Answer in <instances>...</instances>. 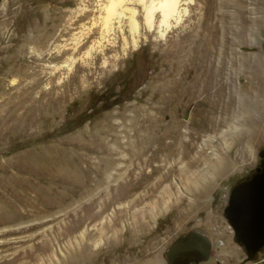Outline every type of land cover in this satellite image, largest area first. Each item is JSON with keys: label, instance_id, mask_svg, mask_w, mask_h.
I'll list each match as a JSON object with an SVG mask.
<instances>
[{"label": "rangeland", "instance_id": "rangeland-1", "mask_svg": "<svg viewBox=\"0 0 264 264\" xmlns=\"http://www.w3.org/2000/svg\"><path fill=\"white\" fill-rule=\"evenodd\" d=\"M80 1L0 0V246H6L0 263L167 264L166 252L191 232L207 235L213 244L204 264L244 263L247 255L235 243L224 211L232 189L256 169L264 150V0H181L168 27L157 12L151 29L143 6L129 5L138 12L137 32L127 18L120 28L114 23L106 31L97 12L87 46L76 49L74 39L84 40L88 32L74 28L44 48L42 26L56 24L50 12L76 11ZM194 61L217 62L216 67L226 62L228 69L234 62L232 79L225 81L237 94L235 106L246 103L241 94L249 91L258 107L247 115L235 108L237 130L214 127L226 109L211 114L210 102L188 100L183 85L176 93H163L160 86L166 83L160 77L171 63ZM161 94L172 99L162 100ZM176 132L180 156L165 163L163 153L147 169L165 166L162 174L157 170L147 186L131 191L107 189L115 179L116 187L126 184L129 162L146 139L157 143L162 133ZM195 134L201 137L197 148L184 160L181 152ZM242 146L251 153L234 163ZM214 163L225 171L195 204L211 182ZM169 168L173 172L162 182ZM189 172L198 177L199 189L184 181ZM150 186L158 189L144 199ZM192 204L196 211L191 212ZM247 264H264V252Z\"/></svg>", "mask_w": 264, "mask_h": 264}, {"label": "bare ground", "instance_id": "bare-ground-1", "mask_svg": "<svg viewBox=\"0 0 264 264\" xmlns=\"http://www.w3.org/2000/svg\"><path fill=\"white\" fill-rule=\"evenodd\" d=\"M180 1L181 0H160V1H157V0H95L94 2L96 3L94 5V2L92 3V0H82L80 1L81 3V7H79L78 10L76 11H73V10H68V11H62V12H59L57 9L56 10H53L52 12H50L49 14V18H51L52 20L54 19L56 24L53 26H49V22L46 21L44 22L43 26H42V30L43 31L42 33L44 34L43 35V41H41V44L43 45V47H47L48 45H52V43H50V40L54 39L55 37V41H59V39L61 37H67V36H70V34L72 33V31L74 30V28H79L82 30V32H88L86 33L87 36L84 37V40H81V39H74V46L79 49L81 48H84L85 46H87V43L89 42L90 43V40L92 38V35H91V27H94L95 23H92L94 20H93V17L95 16V14L97 12H99V14L102 15L101 17V21H102V26L103 28L106 30V31H109V30H112V26L114 23H116L119 28L121 27L122 23H123V20L124 18H127L129 23H130V26H131V29L132 31L134 32H137L138 30V24H137V14L138 12L136 11L137 9H135L134 7L133 8H128L127 6L129 5H142L143 8H144V12H145V19H146V23L148 24V27L151 29L153 27L152 23L154 22V15L159 12L161 14V17H162V24L165 25L166 27H168L169 25V20L175 16L178 15V11H179V4H180ZM195 0H186L187 3H193ZM55 9V7H54ZM51 10V9H50ZM128 13V14H127ZM128 15V16H127ZM45 17V16H44ZM47 19V18H45ZM42 21V20H41ZM45 21V20H44ZM50 21V20H49ZM87 21H89V27H88V23H86ZM53 23V22H52ZM252 23V22H251ZM41 25V24H40ZM39 25V26H40ZM101 25V24H100ZM225 25V24H224ZM38 26V28H39ZM101 26V27H102ZM222 26V25H221ZM37 27V26H36ZM41 27V26H40ZM225 28V27H224ZM219 29V28H218ZM33 31H35L33 29ZM103 31V30H101ZM58 32L57 35L53 36L52 38H50L52 35L56 34ZM39 33V32H38ZM41 33V32H40ZM82 33V34H83ZM34 35V33H32ZM36 34V33H35ZM104 34V33H103ZM42 35V34H39V36ZM135 35V34H134ZM15 36V34H14ZM163 36V35H162ZM35 37V35H34ZM38 38V37H37ZM13 40V38H12ZM16 40V39H15ZM31 40V39H30ZM34 40V39H33ZM15 42V41H13ZM53 42V41H52ZM84 42V43H83ZM10 43V42H9ZM34 43V42H32ZM50 43V44H49ZM98 43V42H97ZM96 43V44H97ZM111 44V43H110ZM99 45V44H98ZM103 45V44H102ZM13 46H15L13 44ZM11 47V46H10ZM43 48V50H44ZM100 48V47H99ZM2 49V48H1ZM0 49V50H1ZM3 50V49H2ZM1 50V51H2ZM6 50V49H5ZM11 50V49H10ZM9 50V51H10ZM62 50V49H61ZM56 51V53L58 52V56L61 54L62 51ZM97 50V49H96ZM4 51V50H3ZM1 52L4 54V52ZM8 51V52H9ZM64 51V50H63ZM203 51V50H201ZM65 52V51H64ZM63 52V54H65ZM102 52V51H101ZM90 54V53H89ZM102 54V53H101ZM56 55V56H57ZM62 55V54H61ZM105 55V54H104ZM55 56V55H54ZM198 56V55H197ZM62 57V56H61ZM56 58V57H55ZM4 60V59H3ZM8 61V60H7ZM171 63V62H170ZM216 63L217 62H175V63H171V66L170 68L167 70V75L165 78H161L160 76V80L161 79H164V84L163 86H160V87H163L161 88L163 93L166 92V91H169L171 93H176V89L179 87V85H183V88H184V93L186 94V97L188 100H197L199 97L202 98L201 101L199 102H203V101H206V102H210L209 104L210 105V110H211V114H212V111H215L217 109L220 108V110H224L226 109L224 116L226 114V117H221L219 120H217L216 122H214V124L212 123V125L214 127H222V126H225V125H230V128L233 129H236L235 128V124H233V114H234V110L235 108L237 109V107L235 106V102L234 100L236 99V96L237 94H235L232 90V82H226L225 80L228 78V79H232V76L235 72V65H234V62H231V67L228 69L226 68V62H218V66L216 67ZM247 64V62H244ZM260 68V67H259ZM255 69V68H254ZM257 69V68H256ZM255 69V71H256ZM100 71V70H99ZM251 71V70H249ZM259 71V70H258ZM93 72V71H92ZM91 72V74H92ZM230 74L228 75L227 74ZM95 73V72H94ZM164 74V73H163ZM257 74V73H256ZM93 75V74H92ZM165 75V74H164ZM177 75H180V79L178 81H175L174 79L176 78ZM253 77V76H252ZM226 78V79H225ZM178 79V78H177ZM176 79V80H177ZM229 86V88H228ZM180 87V88H181ZM160 90V89H159ZM179 90V89H178ZM159 92V91H158ZM162 93V92H161ZM254 94V93H253ZM162 96V100H165L167 101L168 100V95H164V94H161ZM164 95V96H163ZM241 95H245L244 97H246L247 101L246 103L243 105V103H239V109L240 111L242 112V114L244 115H247V113L249 112H254V110L258 109V107L252 103V101L250 100L251 99V95L252 93H250L248 91V93H244V94H241ZM256 95V94H255ZM254 96V95H253ZM260 96V95H259ZM167 97V98H166ZM239 98V97H238ZM243 97H241L242 99ZM258 98V97H257ZM167 99V100H166ZM169 99H172L171 96ZM225 99L227 101H225ZM255 99V97H254ZM187 100V102H188ZM244 100V98H243ZM258 100H261L260 98ZM169 101V100H168ZM197 101V102H198ZM193 102V101H192ZM196 102V101H195ZM196 102V103H197ZM240 102V101H239ZM243 102V101H241ZM260 102V101H259ZM258 102V103H259ZM223 103V104H222ZM256 103V102H255ZM262 103V102H261ZM261 105V104H260ZM259 106V105H258ZM260 107V106H259ZM263 108V107H262ZM261 108V109H262ZM204 110V109H203ZM209 110V109H208ZM260 110V109H259ZM237 111V110H236ZM263 110H261L260 112H262ZM136 112V111H134ZM148 112V110H147ZM207 112V111H206ZM221 112V111H220ZM258 112V113H260ZM204 113V112H203ZM209 113V112H207ZM124 114V113H123ZM144 114V113H143ZM214 114V112H213ZM237 114V113H236ZM239 114V113H238ZM254 114V113H253ZM261 114V113H260ZM119 115V114H118ZM141 115V114H140ZM145 115V114H144ZM143 115V117H144ZM208 114H204L205 117H207ZM222 115V114H221ZM220 115V116H221ZM235 115V114H234ZM240 115V114H239ZM238 115V116H239ZM250 115V114H249ZM123 116V115H122ZM121 116V118H122ZM147 116V115H146ZM150 116V115H149ZM148 116V117H149ZM210 116V115H209ZM208 116V118H209ZM213 116V115H212ZM116 117V116H115ZM142 118V116H140ZM147 117V119H148ZM214 117H217L216 115ZM113 118V116H112ZM236 118V117H235ZM247 118V117H246ZM253 118V117H251ZM140 119V118H139ZM240 121L241 120V117L239 118ZM245 119V118H244ZM137 120V119H136ZM145 120V119H144ZM158 120V119H157ZM156 120V121H157ZM160 120V118H159ZM211 120V119H210ZM216 120V119H214ZM249 120V119H247ZM253 120H255V118H253ZM142 120H140L139 122H141ZM152 121V120H151ZM155 121V122H156ZM212 121V120H211ZM238 121V120H237ZM250 121V120H249ZM248 121V122H249ZM148 122V121H147ZM152 123V124H157V123ZM159 122V121H158ZM161 122V120H160ZM243 122V121H242ZM252 123V122H249V124ZM35 124V123H33ZM141 124V123H140ZM150 124V122H149ZM159 124V123H158ZM211 124V123H210ZM243 124H247V123H244ZM242 124V125H243ZM31 125V124H30ZM138 125V124H137ZM142 125V124H141ZM140 125V126H141ZM170 125V124H169ZM240 125V126H242ZM144 126V125H143ZM147 126V125H146ZM155 126V125H154ZM246 126V125H245ZM250 126V125H249ZM136 127V125H135ZM134 127L135 131L137 130L136 128ZM142 127V126H141ZM153 127V126H152ZM213 127V128H214ZM145 128V126L143 127ZM151 128V127H150ZM149 128V129H150ZM171 128V127H170ZM205 128V127H204ZM211 128V126H210ZM139 129V127H138ZM148 129V128H147ZM152 129V128H151ZM159 129V128H158ZM163 129V128H162ZM161 129V130H162ZM215 129V128H214ZM141 130V129H140ZM175 130V129H174ZM219 130V128L217 129ZM248 129L245 128V127H241V131L242 132H246ZM146 131V130H144ZM143 131V132H144ZM150 131V130H149ZM150 133V132H149ZM164 133V132H163ZM162 133V135H163ZM192 133V132H190ZM139 134V133H137ZM193 134V133H192ZM136 135V134H135ZM144 135H145V132H144ZM160 136L156 139L157 143L155 142V140H153V142L149 141L146 139L147 143L145 142L144 143V146L142 147V149L140 150L139 154L136 156V158L133 160V161H130V166L128 167V171H127V177L125 176L124 178H126V184L122 185V186H119L116 187L115 185H113V183L116 181L113 180L111 181L108 185H107V189L110 191H114L116 190V192H121V191H131L133 189H137V188H141L142 185H146L148 184L147 182L150 181L153 176L155 175V172L158 170L159 172H161L160 170H164V167L165 166H158V168H152L150 171H147V169L151 166H153L154 162L157 161V159L159 160V158H162V156H164L165 154L163 153H166V157L163 159V161L165 163H168L167 161L170 160L171 157L174 158L175 155L178 154V150L177 149H180L179 147L176 148L177 146V142L180 141V138H181V133L179 132H176V133H168V134H165L163 136ZM200 135V134H199ZM199 135H193V138L191 140H189V142L186 144L188 145V148L184 149L182 151L181 149V154L183 155L182 158H186L187 156H189L190 152L193 151V148L196 147L197 148V145H196V142L198 141V137ZM101 136V135H100ZM149 136V134H148ZM190 136V135H189ZM112 137V136H111ZM115 137V136H114ZM167 137L171 140L169 143L167 144H164L163 141L165 139H167ZM191 137V136H190ZM116 138V137H115ZM201 138V137H199ZM97 139V138H96ZM140 139V138H139ZM142 139V137H141ZM241 139V138H240ZM94 140V139H93ZM98 140V139H97ZM145 140V138H144ZM152 140V139H150ZM251 140V139H250ZM249 140V141H250ZM139 141V140H138ZM149 141V142H148ZM236 141V140H235ZM241 142V141H239ZM238 142V143H239ZM138 142H136L137 144ZM181 142H179L180 144ZM237 143V141H236ZM140 144V143H139ZM251 144V143H250ZM183 145V144H182ZM196 145V146H195ZM247 145H249V142H247ZM191 146V147H190ZM251 146V145H250ZM137 147V146H136ZM139 147V146H138ZM155 147V148H154ZM199 147V146H198ZM244 147V146H242ZM241 147V150L236 153V157L235 159L233 160L234 163L236 161H238L239 157L241 158H244L246 159L247 155H249L251 153V150H249V148L246 146L242 149ZM202 149V148H201ZM251 149V147H250ZM102 150V149H101ZM139 150V149H138ZM94 151V149H93ZM98 151V150H97ZM131 151V149H130ZM106 152V151H105ZM195 152V151H194ZM96 153V151H95ZM100 153V152H99ZM98 153V154H99ZM180 153V152H179ZM202 153V152H201ZM101 154V153H100ZM130 154V153H129ZM163 154V155H162ZM198 154V153H197ZM229 154V153H228ZM177 156H180L179 154ZM201 156V155H199ZM198 156V157H199ZM204 157V156H202ZM176 158V157H175ZM226 158V157H225ZM228 158V157H227ZM234 158V157H233ZM188 159V158H187ZM190 159V158H189ZM218 159V158H217ZM185 160V159H184ZM195 160V159H194ZM204 160V159H203ZM230 160V158H229ZM228 160V161H229ZM160 161V160H159ZM158 161V163H159ZM163 161H161L160 163H162ZM171 161V160H170ZM202 161L201 159L199 160V162ZM215 161V160H214ZM232 161V162H233ZM195 162V161H194ZM203 162V161H202ZM205 162V161H204ZM203 162V163H204ZM220 162V161H219ZM202 165H205L203 164ZM208 163V162H207ZM225 163V162H224ZM224 163L222 165H224ZM229 163V162H228ZM156 164V162H155ZM198 164V163H196ZM210 164V163H209ZM220 163H214L213 166L211 165L210 168H212V171L209 173L210 177H211V182L208 184L206 182V184H208V186H204L199 194L196 196L195 200L196 203H199L200 201H202L201 199H203V197L205 195H207L209 193V191L211 190V185L213 184V182L216 180V178L218 176H220V174L225 171L223 168L224 166H221L219 165ZM226 164V163H225ZM162 165V164H161ZM165 165H168V164H165ZM200 165V164H198ZM201 165V166H202ZM227 165V164H226ZM155 166V165H154ZM197 166V165H196ZM197 168V167H196ZM200 168V167H199ZM198 168V169H199ZM173 169V168H172ZM171 168L168 169L167 171V174H165L164 178H162V182L165 181V179H167L171 173L173 172ZM137 171H139V173L137 174ZM157 171V172H158ZM183 171V170H182ZM191 171V170H190ZM197 171V170H196ZM166 172V171H165ZM195 172V170L193 171ZM186 173L184 174V181L188 184L187 186H189L192 190H196L199 186V183L196 181L198 179V177L195 175V173ZM159 174V173H158ZM162 174V172H161ZM125 175V174H124ZM199 176V175H198ZM97 178V177H96ZM116 178V177H115ZM205 178V177H204ZM208 178V176H207ZM114 179V178H113ZM181 179V178H180ZM209 179V178H208ZM99 179H96V181H98ZM102 180V179H100ZM153 180V179H152ZM121 181V180H120ZM125 181V180H124ZM196 181V182H194ZM199 181V180H198ZM161 182V183H162ZM160 183V184H161ZM118 184V183H116ZM121 184H123L121 182ZM201 184V183H200ZM153 185V184H152ZM186 185V184H185ZM147 186V185H146ZM155 186V185H154ZM96 187V186H95ZM153 187V186H152ZM156 187V186H155ZM148 188L147 189V193H145V196H144V199L147 198H152L154 193H156L155 189H158V188ZM158 187V185H157ZM188 187V188H189ZM144 188V187H143ZM189 188V189H190ZM106 189V190H107ZM146 189V188H145ZM144 189V190H145ZM166 189V188H165ZM199 189V188H198ZM93 190V189H92ZM99 190V189H98ZM107 190V191H108ZM164 190V189H163ZM94 191V190H93ZM105 191V190H104ZM106 191V192H107ZM165 191V190H164ZM170 191V189H169ZM168 191V192H169ZM88 192V191H87ZM145 192V191H144ZM166 192V191H165ZM91 193V191H90ZM171 193V192H170ZM114 194V193H113ZM164 194V193H163ZM194 194V193H193ZM196 194V193H195ZM171 195V194H170ZM163 197V196H162ZM138 198V197H137ZM194 200V201H195ZM193 201V200H192ZM193 201V203H194ZM92 202V201H91ZM164 202V201H163ZM192 203V202H191ZM96 204V202L94 203ZM189 204V203H188ZM193 206H191L192 208L190 209L191 212L192 210L193 211H196V209H198V207H196L195 209V206L194 204H192ZM190 212V213H191ZM145 225V224H144ZM143 227V226H142ZM146 227V226H145ZM23 230V229H22ZM103 231V230H101ZM9 233V232H7ZM16 233V232H15ZM21 233V232H20ZM23 233V232H22ZM103 234V232H102ZM65 235V234H64ZM105 235V234H104ZM56 240V239H55ZM26 241V240H25ZM43 246V245H42ZM6 246L2 245L0 246V249L4 248ZM44 248V247H43ZM33 251V250H32ZM22 252V251H21ZM30 253V252H29ZM26 254V253H25ZM24 254V255H25ZM31 257V256H30ZM5 262H1L0 264H4ZM7 263V262H6Z\"/></svg>", "mask_w": 264, "mask_h": 264}, {"label": "water", "instance_id": "water-1", "mask_svg": "<svg viewBox=\"0 0 264 264\" xmlns=\"http://www.w3.org/2000/svg\"><path fill=\"white\" fill-rule=\"evenodd\" d=\"M261 163L244 181L232 189L224 211L235 243L247 255L242 264L255 262L264 252V150ZM213 250L210 238L199 232L179 237L166 252L167 264H204Z\"/></svg>", "mask_w": 264, "mask_h": 264}, {"label": "flooded vegetation", "instance_id": "flooded-vegetation-1", "mask_svg": "<svg viewBox=\"0 0 264 264\" xmlns=\"http://www.w3.org/2000/svg\"><path fill=\"white\" fill-rule=\"evenodd\" d=\"M260 161H261V160H260ZM260 163H261V162H260ZM260 163H259V165H260ZM259 165L256 167V169L259 167ZM256 169H255V170H256ZM255 170H254V171H255ZM250 175H251V174H250ZM250 175H249V176H250ZM247 177H248V176H247ZM247 177H246V178H247ZM246 178H245V179H246ZM245 179H243L242 181H244Z\"/></svg>", "mask_w": 264, "mask_h": 264}]
</instances>
